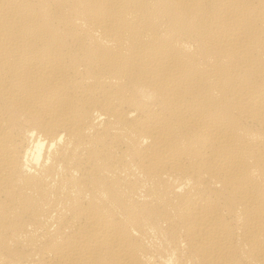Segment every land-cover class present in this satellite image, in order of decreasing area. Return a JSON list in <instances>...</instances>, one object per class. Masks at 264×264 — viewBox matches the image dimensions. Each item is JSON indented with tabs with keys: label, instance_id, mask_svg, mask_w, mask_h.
I'll return each instance as SVG.
<instances>
[{
	"label": "bare ground",
	"instance_id": "1",
	"mask_svg": "<svg viewBox=\"0 0 264 264\" xmlns=\"http://www.w3.org/2000/svg\"><path fill=\"white\" fill-rule=\"evenodd\" d=\"M0 264H264V0H0Z\"/></svg>",
	"mask_w": 264,
	"mask_h": 264
}]
</instances>
